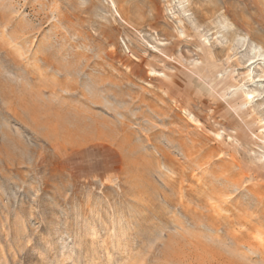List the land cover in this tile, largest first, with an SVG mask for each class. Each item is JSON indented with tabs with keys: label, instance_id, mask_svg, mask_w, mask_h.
I'll use <instances>...</instances> for the list:
<instances>
[{
	"label": "rangeland",
	"instance_id": "374dc122",
	"mask_svg": "<svg viewBox=\"0 0 264 264\" xmlns=\"http://www.w3.org/2000/svg\"><path fill=\"white\" fill-rule=\"evenodd\" d=\"M262 76L264 0H0V264H264Z\"/></svg>",
	"mask_w": 264,
	"mask_h": 264
},
{
	"label": "bare ground",
	"instance_id": "6f19581e",
	"mask_svg": "<svg viewBox=\"0 0 264 264\" xmlns=\"http://www.w3.org/2000/svg\"><path fill=\"white\" fill-rule=\"evenodd\" d=\"M223 1V3L224 4H226V2H227V0H222ZM225 8V12L222 14V16H221V18L222 19H224V21L227 23V24H229L228 22H230L229 20V17H231V13H230V10H229V8L228 7H224ZM230 27L233 25V23H231L230 22ZM228 25V26H229ZM182 42V40H180V39H178L177 40V43H181ZM176 44L175 43H173L172 44V47H174ZM230 49H231V46H230ZM203 52H205L206 51V48H204L203 50H202ZM253 51H255V50H253ZM257 57H259L258 55L256 56L255 55V57L254 58H257ZM254 63V62H253ZM250 77V76H249ZM262 77H264V76H262Z\"/></svg>",
	"mask_w": 264,
	"mask_h": 264
}]
</instances>
